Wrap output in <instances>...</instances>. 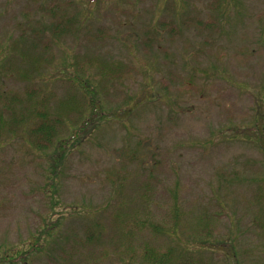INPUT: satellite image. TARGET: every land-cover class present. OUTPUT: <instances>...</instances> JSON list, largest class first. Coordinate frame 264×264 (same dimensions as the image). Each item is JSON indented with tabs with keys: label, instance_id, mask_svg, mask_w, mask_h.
<instances>
[{
	"label": "rangeland",
	"instance_id": "1",
	"mask_svg": "<svg viewBox=\"0 0 264 264\" xmlns=\"http://www.w3.org/2000/svg\"><path fill=\"white\" fill-rule=\"evenodd\" d=\"M61 19L73 27L55 36ZM2 60L6 88L41 91L61 113V136L85 113L64 106L84 98L75 74L105 112L62 162L30 135L0 137V254L59 222L15 264H125L126 247L147 245L264 264V0H0ZM111 63L131 74L112 82Z\"/></svg>",
	"mask_w": 264,
	"mask_h": 264
},
{
	"label": "trees",
	"instance_id": "2",
	"mask_svg": "<svg viewBox=\"0 0 264 264\" xmlns=\"http://www.w3.org/2000/svg\"><path fill=\"white\" fill-rule=\"evenodd\" d=\"M86 1L99 4L107 0ZM72 27L73 23L71 20H58L54 25L55 30L52 31V34H55V36L61 35L63 31L65 32ZM171 31H173V29ZM150 41L152 42L151 39ZM40 61L41 58H38L37 62L39 63ZM3 64L2 60V64L0 63V76L1 74L4 75L2 71ZM73 65L74 64L71 63H65L60 66L57 71L62 74L67 70H71ZM130 74V66L126 67L122 63H111L106 65L102 70V76H108L112 82L120 80L121 78H126V76ZM85 76L82 78H80L79 74H75L74 76V81L75 78L80 81L84 98L79 102L72 100V102L66 101V103H64L65 107L71 108L73 111L77 110L80 112V110H82V113L85 112L80 123H78L67 136L60 135L59 128L62 126L61 113L53 112L46 94H42L41 91H37L33 88L23 92L8 89L0 78V137L9 134L15 136L30 135L32 136L30 143H32L33 147L43 152L53 147L56 153L55 159L62 162L74 147L82 144L86 141V138L92 135L96 127L94 123H96V120L105 112L102 111L104 106L99 102L100 94L96 84L93 82V79L86 78ZM100 121H102V119H100ZM127 152H129V150H127ZM59 166L60 163H58L56 170L60 173ZM50 182L56 194L58 183L54 178H51ZM259 189L260 191L257 194L260 217L258 229L260 235L264 237L263 183L259 185ZM174 220L176 226L178 223H181L180 214L178 212L175 213ZM58 224L59 222H45L43 227L37 231L31 240L26 242L27 247H29L28 251L24 250L22 247L12 248L0 254V260L15 264L19 261L18 259L22 258L25 263H28L29 255L41 251L46 246L48 239L52 238V232L56 231ZM120 226L118 229L121 232V236L125 237L127 234H133V229L125 227L123 222L120 223ZM99 228L102 227H99L98 224L89 228L87 232L88 238H86V240H89V242L93 241L97 234L100 233ZM126 230L129 231L125 232ZM187 250V248H184V251ZM125 251L129 253L127 259L123 258L125 264H205L202 257L199 259L195 252L178 253L175 248L170 246L162 249L160 247L147 245L144 249H141L139 253L133 248L126 247Z\"/></svg>",
	"mask_w": 264,
	"mask_h": 264
}]
</instances>
